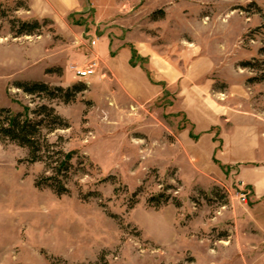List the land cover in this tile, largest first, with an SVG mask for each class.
Instances as JSON below:
<instances>
[{
	"label": "rangeland",
	"instance_id": "rangeland-1",
	"mask_svg": "<svg viewBox=\"0 0 264 264\" xmlns=\"http://www.w3.org/2000/svg\"><path fill=\"white\" fill-rule=\"evenodd\" d=\"M260 73L264 0H0V108L52 107L68 128L48 142L74 152L56 196L34 186L44 163L0 141V264H264L260 179L212 151L247 126L232 114L264 122ZM21 82L82 91L64 104Z\"/></svg>",
	"mask_w": 264,
	"mask_h": 264
},
{
	"label": "trees",
	"instance_id": "trees-1",
	"mask_svg": "<svg viewBox=\"0 0 264 264\" xmlns=\"http://www.w3.org/2000/svg\"><path fill=\"white\" fill-rule=\"evenodd\" d=\"M38 28L37 22L31 24L21 23L15 36L32 35ZM260 52H263V49H260ZM134 56L132 55V57ZM240 66L261 72L254 59L245 61ZM260 74L248 78L246 83L264 82V75ZM15 87L20 89L25 95H36L39 99L46 101L58 99L64 104L73 101L75 94L82 91L77 87L63 89L61 87H50L47 84L38 82L16 83ZM30 114L32 117H30ZM66 128H68L67 123L62 121L52 107L45 104L40 105L33 111L24 108L23 112L15 115L8 109L0 108V141L7 140L21 148H25L28 153V162L30 163H44L45 173L49 172V175H43L36 179L34 186L38 189L49 188L56 196L68 193V189L62 181L67 178L74 152L64 153L60 149L54 150L53 148L56 145L49 143L47 137L57 130ZM168 200L169 197L161 193L149 198L147 203L152 204L153 207H159L161 204H166ZM178 204L175 200L174 205Z\"/></svg>",
	"mask_w": 264,
	"mask_h": 264
},
{
	"label": "crops",
	"instance_id": "crops-1",
	"mask_svg": "<svg viewBox=\"0 0 264 264\" xmlns=\"http://www.w3.org/2000/svg\"><path fill=\"white\" fill-rule=\"evenodd\" d=\"M124 71H125V74L130 73L129 71L128 72H126V70ZM135 72H138V71H135ZM136 77L137 78L135 81L132 80L130 82L131 85L133 86L140 85V87H141V84L144 85L145 83L144 77H141L140 74H138V76L136 75ZM232 116H234V118L245 121L247 123V126L237 127L236 134L231 142L229 141L226 142L224 137L222 138V140L220 139L221 145L218 146V148H216V146L214 145L215 147L212 148V151L216 153L217 159L222 165H224L225 167L228 166L229 168H234L233 171L235 172L237 179H251L250 181L254 180V182H256V179H260L258 182L257 189L261 190V188H264V180H263L264 179V158H260L259 160L250 159V158L242 159L241 156H243L245 153H243L241 156L238 154L244 150L246 153H253L261 149L260 146L258 145V142L262 141L264 143V122L254 119L250 117L249 115H239V114L237 115L234 113L232 114ZM229 119L230 117H228V120ZM229 122L232 125V122L230 120ZM254 125L259 126L258 132L256 129L252 127ZM231 147L235 148L233 150L235 151V153L227 157L226 152H228V150ZM225 157H227V159H225Z\"/></svg>",
	"mask_w": 264,
	"mask_h": 264
},
{
	"label": "built area",
	"instance_id": "built-area-1",
	"mask_svg": "<svg viewBox=\"0 0 264 264\" xmlns=\"http://www.w3.org/2000/svg\"><path fill=\"white\" fill-rule=\"evenodd\" d=\"M94 65H88L84 68H76L75 75L79 78H86L94 73Z\"/></svg>",
	"mask_w": 264,
	"mask_h": 264
}]
</instances>
